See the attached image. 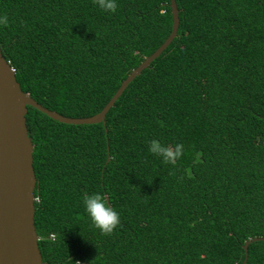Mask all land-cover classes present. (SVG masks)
I'll return each instance as SVG.
<instances>
[{
  "label": "trees",
  "instance_id": "trees-1",
  "mask_svg": "<svg viewBox=\"0 0 264 264\" xmlns=\"http://www.w3.org/2000/svg\"><path fill=\"white\" fill-rule=\"evenodd\" d=\"M0 0V49L24 93L69 118L100 113L168 38L170 0ZM179 28L106 124L28 107L44 264H264V0H176ZM184 145L174 165L147 141ZM101 192L120 215L101 236ZM54 238H51V236ZM83 238H82V237Z\"/></svg>",
  "mask_w": 264,
  "mask_h": 264
},
{
  "label": "water",
  "instance_id": "water-1",
  "mask_svg": "<svg viewBox=\"0 0 264 264\" xmlns=\"http://www.w3.org/2000/svg\"><path fill=\"white\" fill-rule=\"evenodd\" d=\"M172 30L165 42L147 57L122 82L103 110L87 118H69L51 111L24 93L15 70L0 49V264H44L35 228L36 175L33 166V142L28 135L26 115L32 107L49 118L68 125L106 124V115L129 84L157 59L176 38L179 10L170 0ZM264 238L249 239L248 246ZM247 262V256L243 264Z\"/></svg>",
  "mask_w": 264,
  "mask_h": 264
},
{
  "label": "clouds",
  "instance_id": "clouds-1",
  "mask_svg": "<svg viewBox=\"0 0 264 264\" xmlns=\"http://www.w3.org/2000/svg\"><path fill=\"white\" fill-rule=\"evenodd\" d=\"M94 4L104 13H112L117 7L115 0H94ZM7 23V17L0 16V24ZM146 143L148 153L158 158L164 165H174L175 161L181 158L184 150V145L181 143L168 145L157 139H150ZM81 203L90 226L101 236L111 235L119 224L120 215L116 209L109 206L104 194L101 192L84 194Z\"/></svg>",
  "mask_w": 264,
  "mask_h": 264
},
{
  "label": "built area",
  "instance_id": "built-area-1",
  "mask_svg": "<svg viewBox=\"0 0 264 264\" xmlns=\"http://www.w3.org/2000/svg\"><path fill=\"white\" fill-rule=\"evenodd\" d=\"M51 238H54V236L52 235ZM74 264H89V263L79 260V261H76Z\"/></svg>",
  "mask_w": 264,
  "mask_h": 264
}]
</instances>
